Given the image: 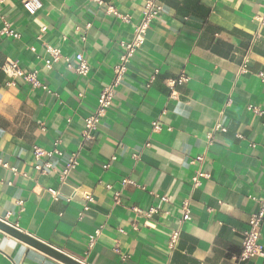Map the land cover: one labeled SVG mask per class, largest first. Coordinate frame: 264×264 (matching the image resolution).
Masks as SVG:
<instances>
[{
	"label": "crops",
	"instance_id": "0c3cea01",
	"mask_svg": "<svg viewBox=\"0 0 264 264\" xmlns=\"http://www.w3.org/2000/svg\"><path fill=\"white\" fill-rule=\"evenodd\" d=\"M146 1L103 0L99 6L93 0H41L33 17L22 0H2L0 219L84 264H264L257 257L237 261L241 234L256 209L252 198H264V115L248 110L264 111L258 77L264 73V0H158L162 11L112 106L94 139L82 143L84 120L112 81L119 42L131 39ZM109 7L130 22L122 23ZM4 22L13 34L4 33ZM45 45L73 66L81 53L89 75L80 77L63 63L47 70ZM7 60L24 72L37 70L46 89H31L22 79L6 87ZM180 75L188 82L170 89L167 81ZM218 121L227 132L208 147L206 133ZM154 122L160 131H152ZM56 141L65 155L78 153L79 164L63 183L64 157H46L40 163L52 168L34 170V147L50 151ZM197 157L202 162L191 164ZM197 172L207 178L193 188ZM126 179L136 186L122 187ZM114 191L122 193L120 205ZM86 194L93 202L84 211ZM157 197L168 202L151 219L135 217L132 208L147 211L159 205ZM185 200L191 220L169 255V235ZM259 243L264 247V222ZM0 264L62 263L0 231Z\"/></svg>",
	"mask_w": 264,
	"mask_h": 264
},
{
	"label": "built area",
	"instance_id": "2783aa9c",
	"mask_svg": "<svg viewBox=\"0 0 264 264\" xmlns=\"http://www.w3.org/2000/svg\"><path fill=\"white\" fill-rule=\"evenodd\" d=\"M99 6L103 5V0H93ZM2 0H0L1 6ZM22 7L30 16H35L40 9L42 8L41 0H22ZM162 11V5L158 0H147L144 4L142 10V16L139 22L134 26L132 37L128 41L119 42L120 54L118 57V61L113 67V77L110 85L104 87L98 98L97 105L88 117L84 120V127L81 132V140L82 143L90 142L94 139V133L97 130V126L100 124L103 117L106 115L108 109L112 106V101L115 97V89L122 83L124 76L127 72L128 65L136 54V52L143 45L147 31L149 30L151 24L155 20L156 16ZM108 12L112 14L114 17L119 19L122 23H129L131 18L128 15H121L117 13L114 9H108ZM261 23H263V19H259ZM46 27L43 26L41 28V32H46ZM4 33L7 35L13 34L9 30V26L4 22ZM45 51L48 54V59L44 61V66L47 70H50L54 64L63 63L67 69L72 70L76 75L80 77H87L90 72V68L88 63L85 61L83 55L78 53L74 57L75 65L71 64L70 59L63 56L59 50L52 48L49 45H45ZM3 72L7 77V82L5 83L6 87H15L16 81L22 79L25 84H27L31 89H46L39 81L38 71L31 70L24 72L17 61L7 60L3 65ZM242 72H244L242 70ZM157 75V71L150 77L148 80L147 87L154 81ZM261 82L264 83V73L258 74ZM188 82V78L184 75H180L176 79H171L167 81V86L170 89H173L176 85L184 84ZM171 96H174L172 93ZM249 111H253L259 115H264L263 110H259L252 106H248ZM161 130L160 124L157 122L152 123V131L157 132ZM227 132V128L222 125L221 122H217L210 131L206 133V144L207 146H211L214 142L215 136L218 133L225 134ZM241 138V136H237ZM58 142L54 143V147L50 151H46L39 147H34L33 149V157L36 161L34 165V170L39 173H44L45 171L52 168L50 162L40 163L42 159L46 157L56 156L58 158H65L66 162L63 169L60 171L59 180L63 183L69 174L76 169L78 166V153H72L70 155H65L60 149L57 148ZM253 145H251L252 147ZM203 160L202 157H197L191 164L198 162L201 163ZM108 165L106 166V168ZM199 178H207L206 174H202L201 172H197L195 178H193V188L199 186ZM122 187L126 185L136 186L135 183L129 179L122 181ZM107 190H111L110 186L106 187ZM48 192L53 198H57L59 193L57 191L49 189ZM121 191L113 192V202L115 205L121 204ZM159 200V205L156 207H152L147 211H143L137 207L132 208V211L135 217H141L146 220L151 219L153 215H155L159 211L160 204L167 203L168 199L166 197H157ZM84 207L83 210L87 211L89 209V204L93 202V197L89 194L83 196ZM253 201L256 202V209L249 215L247 221V229L241 234V245L240 252L237 257L238 262H245L251 258H261L264 259V247L259 243V233L264 222V198L263 199H255L252 198ZM19 205H21L19 203ZM81 216V215H80ZM191 220V209H190V201L185 200L182 202L180 208V217L177 222L176 228L172 229L169 235V239L167 242V251L169 255H172L180 242L182 235V226L183 224L189 222ZM134 230L136 227L133 226ZM100 234V229H98L93 237H90L89 243L90 246L95 242L96 238ZM117 251V249H115Z\"/></svg>",
	"mask_w": 264,
	"mask_h": 264
},
{
	"label": "water",
	"instance_id": "95a60500",
	"mask_svg": "<svg viewBox=\"0 0 264 264\" xmlns=\"http://www.w3.org/2000/svg\"><path fill=\"white\" fill-rule=\"evenodd\" d=\"M0 231L12 236L13 238L23 242L29 247L42 252L43 254L53 258L54 260L62 264H84L59 251L58 249H55L54 247H51L33 237H30L29 235H26L21 230L3 221L2 219H0Z\"/></svg>",
	"mask_w": 264,
	"mask_h": 264
}]
</instances>
